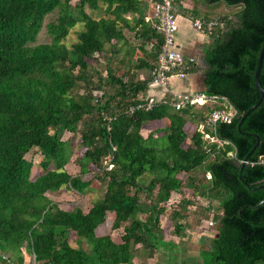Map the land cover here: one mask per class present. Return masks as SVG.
Instances as JSON below:
<instances>
[{"label":"trees","instance_id":"obj_1","mask_svg":"<svg viewBox=\"0 0 264 264\" xmlns=\"http://www.w3.org/2000/svg\"><path fill=\"white\" fill-rule=\"evenodd\" d=\"M202 1L235 8L231 17L217 18L190 8V21L215 20L209 33L201 32L208 41L200 50L196 91L224 97L235 110L229 123L204 127L214 141L203 139L197 125L217 104L135 108L148 87L135 71H153L163 42L144 20L160 0H0V264H25L24 254L33 264H132L134 252L151 258L163 245L159 220L170 206L164 204L183 187L191 188L189 196L168 216L174 235L183 236L197 195L219 207L211 213L214 233L200 240L198 264H264V202L258 204L264 199V96L237 126L259 98L253 73L264 42V0ZM173 5L176 17L181 0ZM101 6L103 16L93 17ZM53 11L44 24L50 41L35 43ZM77 24L82 28L67 47L63 41ZM106 44L113 53L124 48L118 61L128 67L121 73L107 67L93 83L88 60L103 57ZM136 49L141 55L131 60ZM195 70L189 64L185 71ZM257 81L264 91V53ZM78 84L82 92L72 93ZM62 132L78 134L75 175L64 169L71 152ZM31 148L40 155L36 175L24 157ZM87 173L104 191L85 210L62 209L47 197L61 188L82 194ZM212 205L193 212L206 218ZM107 212L111 228H121L117 240L95 233ZM69 233L87 248L72 247Z\"/></svg>","mask_w":264,"mask_h":264},{"label":"rangeland","instance_id":"obj_2","mask_svg":"<svg viewBox=\"0 0 264 264\" xmlns=\"http://www.w3.org/2000/svg\"><path fill=\"white\" fill-rule=\"evenodd\" d=\"M76 0H70V4H73ZM183 5L185 14L188 16H193L190 13V8L194 9L198 15H208L214 18L221 17V16H230L231 13L235 10L234 7H228L222 2H215V3H204L202 0H181ZM178 5V4H176ZM183 7V6H182ZM180 6H176L177 12H180ZM148 13H153V6L150 4L148 6ZM103 6L100 7L99 10L92 11L91 14L93 17L98 18L100 16H103ZM56 11H53L49 14H47L42 21V27L40 31L38 32L36 36L35 43H47L50 41V37L46 34L44 29V24L48 21H51L55 18ZM81 25L77 24L75 27H73L68 36L65 38L63 43L70 47L72 43L76 41V34L81 29ZM123 32L127 39H129L130 42L134 43L132 39L131 32H129L126 29H123ZM208 41V37H207ZM205 42H200L199 45H202ZM119 46V44H117ZM148 47V46H147ZM113 48V45H112ZM123 47L119 50L118 53H113V50L111 49V45L106 44L105 50H104V56L99 58H91L88 60L89 64V72L92 76L91 80L93 83L97 80V74L100 75L105 74V70L107 67H110L113 71V73H121L122 69L127 68L128 65L122 64L120 61H118L122 54H123ZM198 55L200 56V51H197ZM141 53L138 49L135 50L134 54L131 56V60H133L135 57L140 56ZM130 69V68H129ZM129 73L131 70H129ZM145 70V69H143ZM139 71H135V77L138 74ZM149 70H146L144 77L148 75ZM137 78V77H136ZM111 88H108V91H111ZM81 85L78 84L73 90L72 93H81ZM163 122H160L158 126H162ZM147 130H141L142 135L144 136L146 134ZM61 140L66 141V148L70 150L71 155L69 157V160L67 164L64 166V169L70 174L75 175L78 173V167L74 160V157L76 156L78 152V134L77 133H69V132H62L60 136ZM164 141V140H163ZM24 157L32 163V174L36 175L38 173V167L37 162L40 158V155L38 151L35 148H31ZM198 176L200 174V171L197 170ZM93 173H87L82 176L83 179H89V185L84 190L82 194H78L72 190L61 188L57 192H47L46 195L49 199L55 201L58 203V206L62 209H69L72 206H77L81 210H85L89 203L92 201H95L100 198L104 191V186L101 184V182L92 177ZM143 180L146 182L148 180V176L145 175L142 177ZM191 192V188L183 187L181 190L177 193L172 194L169 199L165 202L164 206H169L168 210L165 212V214L160 217L159 224L160 227H162V237L166 240H163V245L161 249L158 251H154V254L151 258H146L144 254H140L138 252H134L135 256L132 259V264H198V252L204 247V241L211 236L214 232L213 225H209L208 222H214L212 218L211 213L219 212V207L216 205L215 201L207 200L205 198L200 197L199 195L196 196L195 204L193 207H189L188 212H186V221L188 224V227L184 229V232L182 233L183 236H176L173 232H171V226L170 221L168 219V216L170 214L171 208L176 206V202L180 199V197H188L189 193ZM212 203V210L210 213H208L206 218H201V216L195 214L193 212V209L195 206L202 207L206 205L207 203ZM139 217H142L141 214L138 215ZM113 219V214L110 212H107L103 222L95 229L96 235H104L109 234L111 238L114 240H117L118 236L121 234V228L118 229H112L111 228V222ZM203 237V238H202ZM77 238L72 234H68V243L72 247L81 246L83 249H86V241L84 239H80L81 241L78 242L76 240ZM171 239V240H170ZM201 239H204V241H200ZM167 241H170L167 242ZM25 257V264H33L32 259L29 257V255L24 254Z\"/></svg>","mask_w":264,"mask_h":264},{"label":"built area","instance_id":"obj_3","mask_svg":"<svg viewBox=\"0 0 264 264\" xmlns=\"http://www.w3.org/2000/svg\"><path fill=\"white\" fill-rule=\"evenodd\" d=\"M153 13L151 16L145 15V21H151L155 29L162 34L163 42L160 46V51L156 57L155 68L152 71L151 78L148 84L161 87L166 92V97L161 96L156 98L154 96H145L143 102L138 103L135 108H150L158 103H166L174 108H180L185 105H193L194 107H201L205 105L211 106L217 104L220 107L212 108L206 111L204 121L197 125V130L202 133V138L208 141H214V138L208 136L204 131V127H213L216 122L229 123L235 115L234 108L227 102L224 97L215 95H206L202 92H171L169 91L170 80L183 79L186 76V69L189 64L197 65L194 57H184L174 44L175 32L177 25L175 21L173 0H160V2L152 4ZM153 18V19H152ZM191 27L196 32L206 31L209 33L215 20H202L200 18H193L190 21ZM219 26L222 23L219 22ZM259 162L262 163V157H258ZM108 165L107 168H110ZM209 175L206 174V177ZM211 225V221L208 222ZM33 262V257H32Z\"/></svg>","mask_w":264,"mask_h":264},{"label":"crops","instance_id":"obj_4","mask_svg":"<svg viewBox=\"0 0 264 264\" xmlns=\"http://www.w3.org/2000/svg\"><path fill=\"white\" fill-rule=\"evenodd\" d=\"M184 7L182 1H181V7ZM175 17L177 30L175 32V39L174 44L175 47L182 52L184 57H194L197 61V65H195L196 70L193 73H188L183 79H174L172 78L170 80V86L169 91L171 92H195L199 88V81H200V72L203 69L204 65L202 63V60L200 56L198 55L197 51L201 50L202 45H199L200 42L207 41V35L196 32L192 27L190 23V17L185 16L182 12H177ZM146 15L151 16L152 14H149L148 11L146 12ZM147 69H139L137 71L138 74L136 75L137 79H148L151 78V70H149L148 75L144 77V74ZM166 92L158 86L148 84L147 90H146V97L147 96H154L156 98H159L163 95H165ZM164 240H166L164 238Z\"/></svg>","mask_w":264,"mask_h":264},{"label":"water","instance_id":"obj_5","mask_svg":"<svg viewBox=\"0 0 264 264\" xmlns=\"http://www.w3.org/2000/svg\"><path fill=\"white\" fill-rule=\"evenodd\" d=\"M263 53H264V42L260 48V51H259V54H258V58H257V63H256V68H255V71L253 73V81H254V85L256 87V89H258L259 91V98L258 100L253 104L251 105L246 111L245 113H243L239 119V122L237 124V126L239 125V123L244 119V117L246 116V114L251 111L255 106H257L261 100L263 99V96H264V91L263 89L260 87L258 81H257V77H258V73H259V69H260V65H261V59H262V56H263ZM255 143L254 145L252 146L251 150L254 149V147L257 145V142H258V137L255 135ZM264 202V199H262L258 204L260 203H263Z\"/></svg>","mask_w":264,"mask_h":264}]
</instances>
